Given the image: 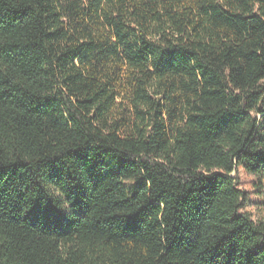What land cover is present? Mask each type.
<instances>
[{
    "label": "trees",
    "instance_id": "trees-1",
    "mask_svg": "<svg viewBox=\"0 0 264 264\" xmlns=\"http://www.w3.org/2000/svg\"><path fill=\"white\" fill-rule=\"evenodd\" d=\"M239 170L264 0H0V264H264Z\"/></svg>",
    "mask_w": 264,
    "mask_h": 264
},
{
    "label": "rangeland",
    "instance_id": "rangeland-1",
    "mask_svg": "<svg viewBox=\"0 0 264 264\" xmlns=\"http://www.w3.org/2000/svg\"><path fill=\"white\" fill-rule=\"evenodd\" d=\"M233 176L238 180L241 189L246 193L245 212L250 213L255 221L264 222V207L262 206V202L264 201V186L262 189H259L258 185L256 186L259 177L250 175L244 170L235 172Z\"/></svg>",
    "mask_w": 264,
    "mask_h": 264
}]
</instances>
